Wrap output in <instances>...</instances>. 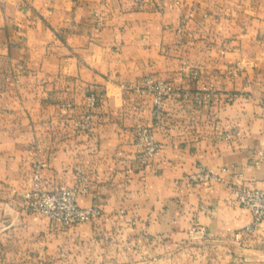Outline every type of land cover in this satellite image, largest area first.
Instances as JSON below:
<instances>
[{
	"label": "crops",
	"instance_id": "obj_1",
	"mask_svg": "<svg viewBox=\"0 0 264 264\" xmlns=\"http://www.w3.org/2000/svg\"><path fill=\"white\" fill-rule=\"evenodd\" d=\"M147 78L174 91L159 122ZM262 97L264 0H0V264H264V231L233 241L252 218L229 189H264ZM35 161L98 216L26 213ZM198 167L226 185L185 187Z\"/></svg>",
	"mask_w": 264,
	"mask_h": 264
},
{
	"label": "built area",
	"instance_id": "obj_2",
	"mask_svg": "<svg viewBox=\"0 0 264 264\" xmlns=\"http://www.w3.org/2000/svg\"><path fill=\"white\" fill-rule=\"evenodd\" d=\"M98 18L99 14L95 13ZM141 93L151 96L153 102V119L159 122L161 110L165 100L173 95V90L168 83L154 78H147L143 87L139 89ZM179 91V89L177 90ZM176 91V92H177ZM187 97V94H183ZM203 98L212 101L209 94L202 97L199 94L194 96L196 104H201ZM90 108L96 105V99L88 100ZM259 110L261 119L264 121V97L259 99ZM87 121V120H86ZM223 140L229 141V135H222ZM136 146L141 150L140 159L147 161L157 156L159 149L155 144L152 135L141 130L136 136ZM254 166L264 165V147L261 148L253 160ZM42 165L35 161L31 166V185L29 191L23 198V210L28 214H33L50 221L61 231H67L74 226L91 222L98 216L94 208H80L77 204L76 190H62L59 193H49L42 188L41 172ZM226 169L217 172L198 167L191 175L186 177L184 185L187 188L212 187L214 185H226ZM231 203L248 211L252 222L234 234L233 241L241 245L245 240L258 231H264V189H249L243 186H230Z\"/></svg>",
	"mask_w": 264,
	"mask_h": 264
},
{
	"label": "rangeland",
	"instance_id": "obj_3",
	"mask_svg": "<svg viewBox=\"0 0 264 264\" xmlns=\"http://www.w3.org/2000/svg\"><path fill=\"white\" fill-rule=\"evenodd\" d=\"M39 217V216H38Z\"/></svg>",
	"mask_w": 264,
	"mask_h": 264
}]
</instances>
